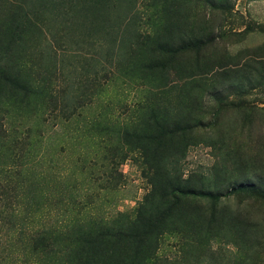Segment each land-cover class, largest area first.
<instances>
[{
	"label": "rangeland",
	"instance_id": "obj_1",
	"mask_svg": "<svg viewBox=\"0 0 264 264\" xmlns=\"http://www.w3.org/2000/svg\"><path fill=\"white\" fill-rule=\"evenodd\" d=\"M117 221L90 264H264V0H0V264Z\"/></svg>",
	"mask_w": 264,
	"mask_h": 264
},
{
	"label": "trees",
	"instance_id": "obj_2",
	"mask_svg": "<svg viewBox=\"0 0 264 264\" xmlns=\"http://www.w3.org/2000/svg\"><path fill=\"white\" fill-rule=\"evenodd\" d=\"M156 47L159 52L172 53L171 48L168 46L156 45ZM184 49L187 48H182V50ZM38 91V94L43 96L44 99L47 98L48 103L51 102L52 98L48 94V88L47 90L39 89ZM207 197L213 198L212 195H207ZM46 224L47 222L43 224L42 228L34 230L29 242L30 253L37 258L42 256L46 262L45 264H53L52 261L56 260L59 254L65 264H90L91 260L88 257L87 249L104 247V241L109 238L136 239L139 235L136 225L130 224V222L117 221L110 226L86 227L83 231L79 230L77 224L71 227L63 226L61 231L55 225ZM62 237H65L63 242ZM57 249H59L58 252Z\"/></svg>",
	"mask_w": 264,
	"mask_h": 264
}]
</instances>
